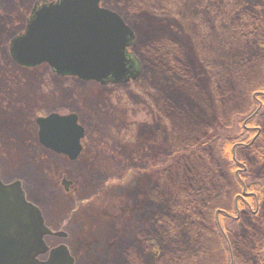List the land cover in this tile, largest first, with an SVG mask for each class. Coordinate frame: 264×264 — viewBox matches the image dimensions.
<instances>
[{
	"label": "rangeland",
	"instance_id": "374dc122",
	"mask_svg": "<svg viewBox=\"0 0 264 264\" xmlns=\"http://www.w3.org/2000/svg\"><path fill=\"white\" fill-rule=\"evenodd\" d=\"M35 1L0 0V177L20 181L47 227L65 233L49 234L48 247L67 245L74 264H103L107 251L113 264H131L115 261V251L123 240L146 257L152 243L135 236L144 231L158 235L159 264H175L177 254L193 255L189 264H258L262 257L250 250L264 251V186L253 192L241 183L247 172L250 182L264 176V158L250 155L247 171L238 157L260 131L252 119L264 103V12L258 8L263 26L254 27L257 13L248 8L264 0H103L133 29L130 51L142 68L136 79L107 85L60 77L47 64L16 65L10 39L23 32ZM234 75L255 81L254 111ZM220 77L234 88H220ZM50 112L77 113L84 125L75 161L39 143L35 117ZM251 126L253 137L237 141L231 158L219 157L221 130L235 138ZM233 158L240 181L228 174ZM225 196L242 204L225 205ZM221 210L228 219L215 218ZM242 210L252 212L250 221H234Z\"/></svg>",
	"mask_w": 264,
	"mask_h": 264
},
{
	"label": "water",
	"instance_id": "95a60500",
	"mask_svg": "<svg viewBox=\"0 0 264 264\" xmlns=\"http://www.w3.org/2000/svg\"><path fill=\"white\" fill-rule=\"evenodd\" d=\"M102 0L35 2L25 31L11 40L13 59L24 67L47 63L60 76L126 83L142 71L129 47L135 33L123 18L101 6ZM40 144L70 160L82 152L85 128L76 113H50L36 119ZM20 181L0 178V264H74L65 244L48 247L49 234L41 210L26 200ZM47 255L45 260L40 256Z\"/></svg>",
	"mask_w": 264,
	"mask_h": 264
},
{
	"label": "trees",
	"instance_id": "16d2710c",
	"mask_svg": "<svg viewBox=\"0 0 264 264\" xmlns=\"http://www.w3.org/2000/svg\"><path fill=\"white\" fill-rule=\"evenodd\" d=\"M258 8H260L261 10H262V13L264 12V6H263V4H261V3H258V4H256L255 5V3L254 4H252V6L250 7V8H248L252 13L253 12H256L257 14H256V19H255V21H254V23H253V25H254V27L256 26V25H258L259 23H260V21H259V19H257V16H259V17H262L263 15H260L259 14V11H258ZM260 26H263L262 25V23H260ZM239 30V29H238ZM242 33V32H241ZM263 61V60H262ZM261 61V62H262ZM177 65V64H176ZM263 66H264V63H263ZM178 68H180V66H178ZM262 74H263V78H264V69H263V71L261 72ZM235 77H237V76H240L241 78H242V84H241V86H239L240 88H242V89H247V90H250V94H249V96H247L248 97V99L250 100V101H252L253 100V105L251 106L252 107V109H253V111L255 110L254 108H255V104H256V101L251 97L252 96V94H251V92L252 91H254V90H256L257 89V87H256V84H255V81L253 82V83H251L250 82V80H248L249 79V77H250V75H234ZM221 78V77H220ZM263 78H261V79H259V80H264ZM221 82H223V84H221L220 86V88H223V87H225V89H227V90H232V88H234V84H233V82H231V80H227V79H224V78H221V80H220ZM262 89H264V86L263 87H261ZM224 94H226V93H224ZM263 111V112H262ZM261 113H263V114H261ZM243 120V118L242 119H240L239 120V123H240V121H242ZM252 122L254 123V124H258V127H260V131H259V135L257 136V138L256 139H254V141L249 145V146H247V147H245L244 149H247V151H248V153H247V155L245 154L244 155V158L242 159V158H240V157H238V160H240V163H242L243 164V166L244 167H248V168H246L247 169V171L249 170V171H251V168H252V163H251V159L249 158L250 157V155H253L254 157L256 156L257 158H260V157H263L264 158V103H263V107H262V109L258 112V114H256L255 116H254V119H252ZM224 128H226V126H223ZM252 128H248L246 131H245V133L244 132H242L243 130H241L240 132H241V135H242V137H230V136H227L226 135V130H221L220 131V134H218V136L216 137V141L215 142H218V140H220V144H219V151H218V154H219V157L221 156V158L223 159V160H227L228 159V157L229 158H231V151H232V147H233V145L237 142V141H239V142H244V141H246L247 139H250V137H253L252 135L254 134V131H256V128H255V130H254V128H253V126H251ZM229 130H232V129H229ZM233 140V141H232ZM211 141H213V140H210L209 142H204V153L205 152H209V150L207 149L208 147H206ZM223 146V147H222ZM221 147H222V149H221ZM199 150H201V148L199 149L198 148V153H199ZM177 152H179V151H177ZM255 159V158H254ZM232 160V159H231ZM253 161V160H252ZM255 161V160H254ZM232 173L230 172V173H228L230 176V180H232V182L233 181H237V180H239L240 181V177L239 176H243V175H239V174H236L235 173V171H236V169H235V160H234V158H233V162H232ZM247 176H248V172H247ZM244 177L243 178V180H242V185H243V189L244 188H246V190H247V188L249 189V190H251V191H253V192H256V189L255 188H257L256 186H257V183L259 184L258 186L259 187H261V185L262 186H264V176H262L261 178H259V177H257V178H254V180H252L251 182H250V180H248V177ZM237 178V179H236ZM230 180H227V182L228 183H232ZM261 184V185H260ZM234 185L236 186L237 184H235L234 183ZM247 186V187H246ZM239 187V189H241L240 188V186H238ZM230 190V189H229ZM242 190V189H241ZM230 193H231V195H229V196H231L232 198H233V195L236 193L234 190H230ZM219 194H220V192H219ZM222 194V193H221ZM237 194V193H236ZM235 194V195H236ZM222 196H223V194H222ZM220 197V196H219ZM227 199L228 200V203L227 204H225V205H228L229 204V202H231V204L233 205V206H235V208L237 207V206H239V205H241L242 204V201H240L239 199H236L235 197H234V200L235 201H233L232 200V198L230 199L228 196H225V197H223L222 198V200L223 199ZM249 201H251L252 200V196H249ZM261 198V197H260ZM221 200V201H222ZM248 200V199H247ZM259 200H261V199H259ZM243 202L244 203H246L244 200H243ZM182 203V202H181ZM218 203H219V199H217L216 200V204L218 205ZM260 203H262V207L264 206V201H262V202H260ZM239 204V205H238ZM175 205H177V204H175ZM160 204H159V208H160ZM179 206V205H178ZM180 207V210H181V208H186L184 205H183V203L181 204V206H179ZM203 208H204V206H202ZM218 207V206H217ZM210 208V207H209ZM248 210V209H247ZM196 213H197V211L194 209L193 211H191V214H193V215H196ZM198 214V213H197ZM201 214L204 216V212L203 211H201ZM214 214H215V211H214ZM228 215L229 214H226V212H224V211H222L221 210V212H219L218 213V211H217V213H216V216H215V218L216 219H219V217L220 216H222L223 217V219H228ZM246 217L247 219V221H250V217L252 216V212L249 210V211H246V210H242V212L240 213V216H239V218H237L236 220H234V221H236V222H239L240 220H241V217ZM162 218V217H161ZM161 218L159 219V222L161 223ZM158 223V222H157ZM163 223V222H162ZM162 223L160 224L161 226H162ZM251 224H252V222L251 223H249V224H246V228L249 230L250 229V227H251ZM133 249H134V247H133ZM262 249V247H257V246H253L252 247V249L250 250V251H255L256 252V255L254 256V257H258V256H261L262 257V259L260 258V259H257L256 261H258V264H262V260H263V256L262 255H264V251H262L261 250ZM187 255L188 254H177V255H174V263L175 264H179L180 262V260L182 261V263H186V264H189V263H191L192 262V260H193V255L192 256H190V257H187ZM127 257H129V259H131V258H133V256L131 255V250H128V256ZM259 258V257H258ZM161 263V262H160Z\"/></svg>",
	"mask_w": 264,
	"mask_h": 264
},
{
	"label": "flooded vegetation",
	"instance_id": "af4514ba",
	"mask_svg": "<svg viewBox=\"0 0 264 264\" xmlns=\"http://www.w3.org/2000/svg\"><path fill=\"white\" fill-rule=\"evenodd\" d=\"M27 20H28V17L26 18V23H27ZM25 27H26V24H25ZM9 46H10V44H9ZM9 53H10V47H9ZM16 65L18 67H20V68L31 69L30 66L29 67H22V66H20L18 64H16ZM62 77L68 78V77H72V76H62ZM74 78H76V77H74ZM76 79H78V78H76ZM78 80H80V79H78ZM83 149H84V146H83ZM75 160H70V161H75ZM63 183L65 185H68L69 184L68 180H65V179H63ZM135 232H136V230H135ZM135 236H137V237L139 236V237L137 238V242H136V237L135 238L132 237L134 243L136 242V243H138L140 245V243H139L138 240L139 239H144V238L146 239V244L147 245L149 243H152L151 244L152 245V249L150 251L148 250L149 254L146 257H142V256H140L138 254V252H137L136 249H132L131 250V255L133 256V258L129 259V257H127L128 256V250H129L128 243L126 241L123 242V240H122V241L119 242V247H118L120 251H118V253H117V251H115V253H116V258H114L115 261H117V260L124 261V259L126 258L129 261V263H131V264H159L160 256H159V252H156L155 251L157 245H156L155 240H154V238H156V236H158V235L155 236L154 235V232H152L151 234L150 233H147L146 234V233H144V231H139V232H137V235H135ZM47 237H50V235H47L45 237V239ZM52 237H55V236H52ZM120 238L123 239L122 237H120ZM113 242H114V239L111 237V239L108 241L107 245L114 246L113 245ZM118 248H116V249H118ZM110 254L112 255L114 253L112 251H107L106 256L105 257H102L103 260H104V263L103 264H113L112 258H110L111 257ZM117 256H119L120 259ZM121 256H123V258ZM98 264H101V263L98 262Z\"/></svg>",
	"mask_w": 264,
	"mask_h": 264
}]
</instances>
